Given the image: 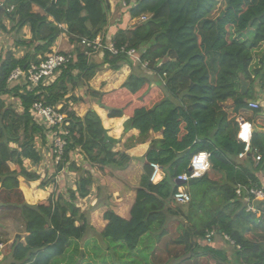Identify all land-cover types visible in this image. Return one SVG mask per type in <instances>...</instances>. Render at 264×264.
Returning <instances> with one entry per match:
<instances>
[{
  "label": "trees",
  "instance_id": "16d2710c",
  "mask_svg": "<svg viewBox=\"0 0 264 264\" xmlns=\"http://www.w3.org/2000/svg\"><path fill=\"white\" fill-rule=\"evenodd\" d=\"M123 2L129 29L120 30L115 42L117 47H136L141 61L106 51L98 63L81 39L106 34L110 16ZM7 20L16 21V30L30 29L32 39L18 45L45 40L36 46L37 53L18 56L12 50L0 56V202L21 210L26 233L16 236L9 264H51L88 227L146 259V251L160 246L164 231L151 237V243L144 240L155 228L166 227L167 213L187 221L184 242L205 238L209 229L235 242L223 239L235 249L234 257L223 246L206 243L200 246L203 255L222 264H264V199L255 202L256 212L248 211L242 197L247 192L239 196L236 188L264 183V176L257 175L264 173V132H254L251 141L262 155L260 163L255 167L252 157L238 159L245 147L238 139V118L264 128L263 109L247 102L260 97L257 85L264 88V56L255 67L252 53L264 41V0H5L2 30L8 29ZM44 28L53 31L40 37ZM64 33L69 38L64 42L75 45L77 60L62 67L54 82L33 88L28 80H10L15 69L40 63ZM145 61L146 68L154 69L155 81L137 72L136 65ZM243 79L250 82L247 95L240 92ZM79 89H84L83 97L77 95ZM7 96L18 99L23 111ZM40 101L60 107L65 115L57 172L67 167L80 176L69 198L56 197L42 175L27 166L41 163L38 140L47 141L51 134L31 111ZM54 130L60 132L57 126ZM134 130L138 135L131 134ZM199 151L211 153V170L223 173L224 181L213 180L210 172L193 178L186 183L191 201L176 203L175 179ZM77 152L84 165L75 159ZM151 162L165 171L158 183L151 180ZM92 167L101 171L105 188L122 196L121 201L99 203L90 216L76 200L91 193ZM23 182L32 183L36 191L26 193Z\"/></svg>",
  "mask_w": 264,
  "mask_h": 264
},
{
  "label": "rangeland",
  "instance_id": "374dc122",
  "mask_svg": "<svg viewBox=\"0 0 264 264\" xmlns=\"http://www.w3.org/2000/svg\"><path fill=\"white\" fill-rule=\"evenodd\" d=\"M118 19V16H115V18L110 21L112 22ZM122 21L124 20L121 15L120 21L118 20V22L121 24ZM5 22L8 25V29L2 30L0 28V56L5 57L8 52L12 50L19 51L18 53L16 52L18 56H20L22 52L34 54L37 53L35 50L36 46L45 43V40L40 38L38 41L32 43L31 46L18 45V41H27L32 39L30 30H27L28 26L21 28L20 30H16L12 28L13 25H17L16 21L12 20L10 22ZM124 29L128 30L129 25L126 24ZM52 31L53 30L51 28H44L40 37L47 36L52 33ZM119 31L117 32L118 35L120 33ZM100 35H103V32H101ZM56 46L58 47L59 52H70L71 46L67 42L63 41L60 47L58 44ZM62 46L64 48H62ZM22 47L25 49H22ZM74 48L75 45L72 46L71 50H74ZM143 49L146 50V47H143ZM93 56L98 63L102 62L103 58H101V55L93 54ZM136 62L139 63V61ZM259 64H255V67L261 66ZM146 65V61L142 66L136 65L138 68L137 72L139 74L149 75L154 80V69L149 67L146 68ZM23 80L26 81V77H24ZM77 95L79 97H83L84 89H79ZM6 98L8 102H13L18 107L20 112L23 111L18 99L8 96ZM79 112L81 113V110ZM79 112L77 113L80 114ZM152 133L154 136L160 137L159 133ZM49 135L50 137L47 141L41 142L38 140V148L43 155V160L41 163L35 166L30 162H27V166L31 171H37L40 175H42L45 181L49 183V191H52L56 197L62 195L65 198H69L68 191L70 188L76 189V181L80 176L79 173L73 174L69 170H66L67 167H64L60 172H57L58 162L61 160L58 158V155H61L58 147H60L62 144L60 142L54 141V138L51 136L52 134ZM128 143H132V140L130 139ZM75 159H77L79 162L82 161V164L85 162L83 160V156L78 152L75 154ZM188 167L185 171H188ZM91 171L94 173L93 175L95 177V184L90 188V195L87 198H79L76 200L77 207L87 215L90 214V216L94 211V208L97 207L99 203L107 200L108 198H111L113 201L116 199L121 201L122 196L120 191H117L120 193V195L117 193L118 196H115V192L104 187L103 175L98 167H92ZM259 173L264 174L263 171H259ZM210 176L215 181H224L223 173L219 174L210 170ZM22 187L26 193H29L30 190L36 191V188L32 183L23 182ZM166 215H168L166 227L164 229L155 228L154 233L144 240L145 243H151V237L156 238L157 235L164 231L165 236L162 239L160 246H158L156 249L155 264H187L186 261L189 257L191 259L193 258V260H190L189 264H222L212 257L203 255V251L200 246L204 245V238L201 239L198 237L194 239L191 237L189 240L190 242L182 241L184 239L186 240L187 238V230H184L187 221L182 216L173 215L170 213H167ZM202 228H204V225ZM25 235V222L22 217L21 210H11L8 207L2 206V203L0 202V243L4 244V249L2 251L4 257L0 260V264H9L12 261L11 246L16 239V236L25 237ZM223 239L224 238L218 235L215 238V245L218 246L217 244L220 242L223 248L226 249L228 257H234L235 249L232 245L227 244ZM195 241L198 242V245L195 244ZM142 262L144 261L141 259V257L139 255H132V252L122 242L106 238L103 239L98 233L95 232L94 229L88 227L85 236L80 240H71L66 253L63 256L53 260L51 264H143Z\"/></svg>",
  "mask_w": 264,
  "mask_h": 264
},
{
  "label": "built area",
  "instance_id": "2783aa9c",
  "mask_svg": "<svg viewBox=\"0 0 264 264\" xmlns=\"http://www.w3.org/2000/svg\"><path fill=\"white\" fill-rule=\"evenodd\" d=\"M57 2L58 0H54ZM4 4L0 3V6L3 7ZM128 5L126 2L122 3V7L126 8ZM14 7L9 8L8 10H13ZM143 19H146L143 17ZM63 29L67 30L66 25H60ZM68 38L66 33L63 34ZM69 39V38H68ZM83 47H88L93 49L91 54H98L102 57L105 55L106 51H109L112 55H119L121 53H127L129 57L135 61H141V52L136 47H129L128 44H124L121 47H117L115 42L114 35H98L94 39L83 37L80 42ZM144 50V49H143ZM89 53V52H88ZM90 54V53H89ZM44 57V58H43ZM41 57L40 63H32L27 70L22 68H17L13 71L10 76V80H19L26 77V80L30 81L33 85V88L39 86H47L49 83L54 82L57 78L59 71L62 67L67 66L71 62L77 60V55L70 50V52H59L58 47L54 46L52 50ZM146 67L148 66V61ZM144 63V62H143ZM32 89V88H31ZM262 95L264 98V88L262 89ZM263 100V99H262ZM248 105L253 109H259L263 107V104L259 100L248 99ZM33 115L36 117L39 123H42L46 126L47 129H50L51 136L54 138V141L60 142L61 146L58 147L60 153L62 154L63 147L65 145V140L59 136V134L64 133L63 123L65 121V115L60 111V107H54L47 105L44 102H36L31 109ZM58 127L60 132L54 130V127ZM252 137H253V124L245 119L239 121V131L238 139L245 143L244 150L238 155L239 159L247 158L248 156H254L256 163H260L262 160V155L258 153L257 150L252 146ZM60 156H58L59 158ZM151 167L153 168V174L151 180L155 181L156 176L160 175L159 180H162L165 177V172L159 163L151 162ZM212 169V158L211 153L208 151H199L195 153L190 161L188 171L182 172L177 176V179L183 181L184 183L179 185L176 192L173 195V199L176 203L187 204L191 201V193L186 185L188 181L193 178H198L208 173ZM251 185H237L238 195L242 196L243 191L247 192V195H243L244 200L247 203L248 211L256 212L255 202L258 200L264 199V183L262 186H258L256 183L251 182ZM217 236V231L215 229H209L206 231L204 243L213 244ZM224 240L229 241L232 245L235 242L227 235L224 236ZM4 249V244L0 243V260L3 258L2 251Z\"/></svg>",
  "mask_w": 264,
  "mask_h": 264
},
{
  "label": "crops",
  "instance_id": "0c3cea01",
  "mask_svg": "<svg viewBox=\"0 0 264 264\" xmlns=\"http://www.w3.org/2000/svg\"><path fill=\"white\" fill-rule=\"evenodd\" d=\"M0 3H2V4H5V0H1V2ZM11 7H14L13 5L11 6ZM10 7V8H11ZM122 15V17H123V20L124 21H122V23L120 24V22H118V20L120 21V16ZM115 16H118V20H115V21H109V25H108V27H107V31H106V34H108V35H114V36H116V33L120 30V29H124V27H126V24L127 25H129V22H130V20H129V18H130V16H129V14L127 13V12H125V10L123 9V7H122V5H120L119 4V6H118V8L116 9V11L115 12H113L112 13V15L110 16V19L109 20H113L114 18H115ZM113 17V18H112ZM8 21V20H7ZM27 30L29 31L30 29H29V27H27ZM63 41H67V42H69L68 41V38L66 37V36H63V35H61L60 37H59V39H58V42H57V44L59 45V47H60V45H61V43L63 42ZM56 44V45H57ZM55 45V46H56ZM57 47V46H56ZM72 49V46H71V48H70V50ZM252 53H253V64H256L258 61H260L261 59H262V57L264 56V41H261V42H259V44H258V46L257 47H255V48H253V50H252ZM101 58H103L102 56H101ZM249 82V81H248ZM249 89H250V82H249ZM256 90H257V92H259L260 93V97L257 99H254V100H259V101H261L262 102V104H263V107H262V109H263V114H264V98H263V95H262V88L261 87H258V85L256 86ZM263 99V100H262ZM242 119V117H240V118H238V122L240 121ZM253 124V123H252ZM264 132V128H261V127H258V126H256L255 124H253V133L254 132ZM138 130H134V131H132L131 132V134H136V135H138ZM136 146L137 147H140V146H142V144H140V143H137L136 144ZM248 157H252L253 159H254V156H248ZM247 157V158H248ZM247 158H243V159H240V160H242V161H244L245 159H247ZM239 159V158H238ZM259 164V163H258ZM257 163H256V161H255V159H254V166L256 167L257 165H258ZM210 172V171H209ZM208 172V173H209ZM258 173H259V171L257 172V175H258ZM259 176L261 177V179H263V176H264V174H262V173H259ZM104 182V181H103ZM117 193H118V195H120V193L119 192H115L114 193V195L115 196H118L117 195ZM215 241V240H214ZM213 244L215 245L216 244V242H213ZM219 247L220 246H222L221 244H220V242L217 244ZM216 246V245H215ZM142 248V247H141ZM146 254H147V258L146 259H144V258H141L144 262H142L143 264H155L156 263V248H155V250H153V251H151V252H149V251H146ZM3 255V254H2ZM136 255H139V253H137ZM135 256V255H134ZM2 257H4V255L2 256ZM2 259V258H1Z\"/></svg>",
  "mask_w": 264,
  "mask_h": 264
},
{
  "label": "water",
  "instance_id": "95a60500",
  "mask_svg": "<svg viewBox=\"0 0 264 264\" xmlns=\"http://www.w3.org/2000/svg\"><path fill=\"white\" fill-rule=\"evenodd\" d=\"M240 92H241L243 95H247L248 92H249V82H248L247 80H245V79H243V80L241 81V90H240ZM140 160H141L142 162H145V161H146V157H145V156L140 157ZM175 182H176V184H178V185H181V184L184 183L183 181H181V180H179V179H177V178L175 179Z\"/></svg>",
  "mask_w": 264,
  "mask_h": 264
},
{
  "label": "clouds",
  "instance_id": "9594fccd",
  "mask_svg": "<svg viewBox=\"0 0 264 264\" xmlns=\"http://www.w3.org/2000/svg\"><path fill=\"white\" fill-rule=\"evenodd\" d=\"M4 6V5H3ZM0 8H3L2 6H0ZM163 171H164V169H163ZM165 172V171H164ZM164 179V178H163ZM162 179V180H163ZM162 180H159V181H157V182H154V183H158V182H160V181H162Z\"/></svg>",
  "mask_w": 264,
  "mask_h": 264
}]
</instances>
